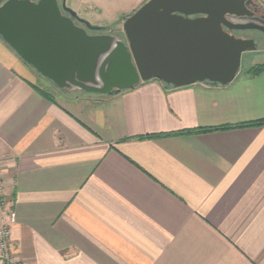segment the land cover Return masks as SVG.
I'll use <instances>...</instances> for the list:
<instances>
[{
  "label": "crops",
  "instance_id": "0c3cea01",
  "mask_svg": "<svg viewBox=\"0 0 264 264\" xmlns=\"http://www.w3.org/2000/svg\"><path fill=\"white\" fill-rule=\"evenodd\" d=\"M143 1L70 0V10L124 40ZM262 120L264 71L226 86L150 80L89 94L57 88L0 38V217L15 214L14 258L264 264V125H250ZM200 129L211 131L184 133Z\"/></svg>",
  "mask_w": 264,
  "mask_h": 264
},
{
  "label": "water",
  "instance_id": "95a60500",
  "mask_svg": "<svg viewBox=\"0 0 264 264\" xmlns=\"http://www.w3.org/2000/svg\"><path fill=\"white\" fill-rule=\"evenodd\" d=\"M251 1L148 0L122 23L124 40L101 32L57 0H0V38L59 89L106 95L157 80L180 88L226 86L253 40L223 30L264 27ZM67 15H65V14ZM261 24V23H260Z\"/></svg>",
  "mask_w": 264,
  "mask_h": 264
},
{
  "label": "rangeland",
  "instance_id": "374dc122",
  "mask_svg": "<svg viewBox=\"0 0 264 264\" xmlns=\"http://www.w3.org/2000/svg\"><path fill=\"white\" fill-rule=\"evenodd\" d=\"M59 1H61V3L64 2L65 7L70 9V0H59ZM99 1H102L103 4L105 3V5L123 4L124 5L123 9L125 10L127 9V5H129V3H131V1L133 0H99ZM147 1L148 0H144L143 4ZM254 1L257 5L264 8V5L262 4L261 0H254ZM126 18H124V20ZM108 31H113V30L111 28H106V31H103L102 33H107ZM239 33L240 35L237 34L236 38L253 40L256 45L255 50L246 51L241 55L239 71L243 72L245 69L247 70V67L249 66L264 63V37L260 35V33H258L256 30L241 31ZM43 91L54 92L51 87H45ZM45 95L47 94L45 93Z\"/></svg>",
  "mask_w": 264,
  "mask_h": 264
},
{
  "label": "built area",
  "instance_id": "2783aa9c",
  "mask_svg": "<svg viewBox=\"0 0 264 264\" xmlns=\"http://www.w3.org/2000/svg\"><path fill=\"white\" fill-rule=\"evenodd\" d=\"M3 164L0 161V198L4 195ZM15 223L13 212H4L0 217V264H19L12 254L11 228Z\"/></svg>",
  "mask_w": 264,
  "mask_h": 264
},
{
  "label": "flooded vegetation",
  "instance_id": "af4514ba",
  "mask_svg": "<svg viewBox=\"0 0 264 264\" xmlns=\"http://www.w3.org/2000/svg\"><path fill=\"white\" fill-rule=\"evenodd\" d=\"M3 1H5V0H3ZM31 1L32 2H36L37 0H31ZM245 1H251L250 7H249L250 12L252 13L251 19H256L257 22L259 23V25H261L262 27H264V8H262L259 5H257L254 0H245ZM65 15H67V14H65ZM223 30L225 32H227L228 34L234 36V37H236L237 34L240 35L239 32H241V31L228 30L225 27H223ZM257 32L260 33V35H262L264 37V33H262L261 31H257ZM87 33L89 35L103 34L102 31L101 32H91V31H87ZM253 50H255V49H253Z\"/></svg>",
  "mask_w": 264,
  "mask_h": 264
},
{
  "label": "trees",
  "instance_id": "16d2710c",
  "mask_svg": "<svg viewBox=\"0 0 264 264\" xmlns=\"http://www.w3.org/2000/svg\"><path fill=\"white\" fill-rule=\"evenodd\" d=\"M103 31H106V28H102V32ZM264 71V64H261V65H254L252 67H250L249 69L246 70V74L247 75H257L261 72ZM210 84V83H208ZM211 85H216V84H211ZM171 87V86H169ZM171 88H175V87H171ZM113 92H116V91H113ZM251 126H261V125H264V120L262 121H258V122H255L253 124H250ZM208 131H211V130H207V129H200V130H195V131H185L184 133L185 134H195V133H204V132H208Z\"/></svg>",
  "mask_w": 264,
  "mask_h": 264
}]
</instances>
